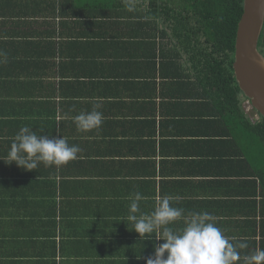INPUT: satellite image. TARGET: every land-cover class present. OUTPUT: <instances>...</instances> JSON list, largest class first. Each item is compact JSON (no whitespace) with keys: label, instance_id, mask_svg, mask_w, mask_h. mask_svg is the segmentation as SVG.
Instances as JSON below:
<instances>
[{"label":"crops","instance_id":"1","mask_svg":"<svg viewBox=\"0 0 264 264\" xmlns=\"http://www.w3.org/2000/svg\"><path fill=\"white\" fill-rule=\"evenodd\" d=\"M148 1L0 0V264H145L162 229L133 231L137 192V216L168 196L184 209L174 231L207 211L248 244L241 257L264 249L262 143L160 43ZM94 105L101 126L78 131ZM23 126L81 151L61 167L8 164Z\"/></svg>","mask_w":264,"mask_h":264},{"label":"clouds","instance_id":"2","mask_svg":"<svg viewBox=\"0 0 264 264\" xmlns=\"http://www.w3.org/2000/svg\"><path fill=\"white\" fill-rule=\"evenodd\" d=\"M126 10L134 11V0H123ZM94 105L90 112H81L73 117L77 130L88 132L99 128L103 122V114ZM81 151L78 146H70L61 136L52 137L37 135L28 126H23L13 138L7 155L8 164H15L25 171L36 169L39 163L45 167L55 165L61 167L77 158ZM143 196L137 192L132 199L126 220L133 226L139 237H147L154 232L157 241L162 244L155 246L153 254L148 256L145 264H264V249L241 257L240 249H247L246 242H236V237L229 239L216 226L215 217L207 212H191L185 226L174 231L169 225L181 219L184 209L172 207L171 197H163L151 214L136 213L139 211L138 202ZM142 257L140 256L139 259Z\"/></svg>","mask_w":264,"mask_h":264},{"label":"trees","instance_id":"3","mask_svg":"<svg viewBox=\"0 0 264 264\" xmlns=\"http://www.w3.org/2000/svg\"><path fill=\"white\" fill-rule=\"evenodd\" d=\"M244 0H149V22L162 45L174 46L197 74L202 86L211 90L224 112L243 119L246 134L262 143L264 154V118L253 120L243 110L248 98L241 91L234 74L235 44ZM258 48L264 53V29ZM264 55V54H263ZM247 110V111H246Z\"/></svg>","mask_w":264,"mask_h":264},{"label":"water","instance_id":"4","mask_svg":"<svg viewBox=\"0 0 264 264\" xmlns=\"http://www.w3.org/2000/svg\"><path fill=\"white\" fill-rule=\"evenodd\" d=\"M263 29L264 0H244L233 69L241 91L264 118V55L258 48Z\"/></svg>","mask_w":264,"mask_h":264},{"label":"rangeland","instance_id":"5","mask_svg":"<svg viewBox=\"0 0 264 264\" xmlns=\"http://www.w3.org/2000/svg\"><path fill=\"white\" fill-rule=\"evenodd\" d=\"M263 32V31H262ZM264 54V53H263ZM248 102L250 103V105L252 106V104H251V102L249 101V99H248V101H246V108H248V110H249V112H251L252 114H253V106L251 107L250 105H248ZM255 110V109H254ZM256 112H258V111H256ZM255 117V120H257V118H258V116L254 113L253 114Z\"/></svg>","mask_w":264,"mask_h":264},{"label":"built area","instance_id":"6","mask_svg":"<svg viewBox=\"0 0 264 264\" xmlns=\"http://www.w3.org/2000/svg\"><path fill=\"white\" fill-rule=\"evenodd\" d=\"M248 105H250V103H249V102H248ZM250 106H251V105H250ZM251 107H252V106H251ZM246 109L248 110V108H246ZM248 111H249V110H248ZM256 115L258 116V114H256ZM258 118H259V116H258ZM258 118H257V119H258Z\"/></svg>","mask_w":264,"mask_h":264}]
</instances>
